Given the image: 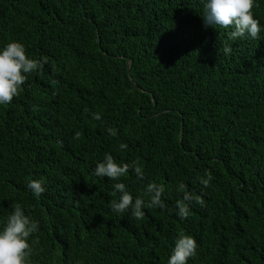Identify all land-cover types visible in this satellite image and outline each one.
Wrapping results in <instances>:
<instances>
[{
	"label": "trees",
	"instance_id": "trees-1",
	"mask_svg": "<svg viewBox=\"0 0 264 264\" xmlns=\"http://www.w3.org/2000/svg\"><path fill=\"white\" fill-rule=\"evenodd\" d=\"M255 3L260 38L232 41L231 29L205 27L203 0H0V50L18 41L29 58L47 57L0 105V230L20 203L38 222L31 264H168L181 232L198 243L187 264H264V0ZM106 154L138 161L144 179L97 177ZM116 182L146 204L147 184L162 183L166 207H145L142 220L114 213ZM180 183L205 201L186 219Z\"/></svg>",
	"mask_w": 264,
	"mask_h": 264
},
{
	"label": "clouds",
	"instance_id": "clouds-1",
	"mask_svg": "<svg viewBox=\"0 0 264 264\" xmlns=\"http://www.w3.org/2000/svg\"><path fill=\"white\" fill-rule=\"evenodd\" d=\"M204 13L202 15L205 27L211 26L220 29H231L228 37L232 41L245 37L259 39L261 33L260 21L254 18L253 9L257 7L255 0H203ZM223 52L230 54L232 47L227 41L224 42ZM47 63V57L42 59L29 58L26 54L25 46L18 41H13L0 50V105L9 104L14 97L20 95L22 86L26 83L28 75L38 71ZM93 119L100 120L101 116L93 114ZM108 133L112 136L117 134L114 128H108ZM80 133H76L74 139H79ZM121 149H126V144L120 145ZM134 171L138 179H144V170L138 161L131 163H117L111 154H106L103 162H99L94 169L97 177L108 178L113 181H120L122 177ZM202 185L207 187L213 179L210 171L206 172V178L200 177ZM114 193L119 192V199H113L109 207L114 213L123 215L131 214L136 220H142L145 216L144 208L166 207L161 199L165 192L164 184L150 182L147 184L145 192L150 197L149 201L141 197L133 198V195L126 190L125 183L116 182ZM27 188L31 190L36 198H39L46 191L43 182L38 179L30 180ZM183 193V199L176 202L177 215L181 219H186L190 215V204L195 201L202 207L205 201L201 196H194L186 190V185L180 183L177 189ZM14 209L7 217L6 223L0 230V264H31L30 257L33 255L32 245L29 237L38 231V222L33 221L20 203H13ZM198 243L194 237L183 232L179 234L168 260V264H187L190 258L197 254Z\"/></svg>",
	"mask_w": 264,
	"mask_h": 264
},
{
	"label": "water",
	"instance_id": "water-1",
	"mask_svg": "<svg viewBox=\"0 0 264 264\" xmlns=\"http://www.w3.org/2000/svg\"><path fill=\"white\" fill-rule=\"evenodd\" d=\"M129 69H130V64H129Z\"/></svg>",
	"mask_w": 264,
	"mask_h": 264
}]
</instances>
